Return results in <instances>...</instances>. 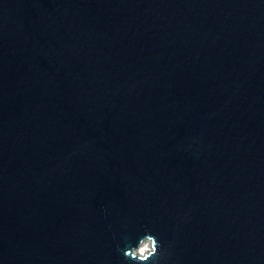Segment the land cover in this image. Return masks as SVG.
Segmentation results:
<instances>
[{
	"label": "water",
	"instance_id": "1",
	"mask_svg": "<svg viewBox=\"0 0 264 264\" xmlns=\"http://www.w3.org/2000/svg\"><path fill=\"white\" fill-rule=\"evenodd\" d=\"M264 264V0H0V264Z\"/></svg>",
	"mask_w": 264,
	"mask_h": 264
},
{
	"label": "clouds",
	"instance_id": "2",
	"mask_svg": "<svg viewBox=\"0 0 264 264\" xmlns=\"http://www.w3.org/2000/svg\"><path fill=\"white\" fill-rule=\"evenodd\" d=\"M118 251L122 253L125 260L131 261L132 264H161L166 256V250L161 241L151 230H146L135 245L118 248Z\"/></svg>",
	"mask_w": 264,
	"mask_h": 264
}]
</instances>
